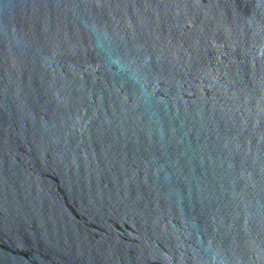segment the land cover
I'll use <instances>...</instances> for the list:
<instances>
[{"label": "water", "instance_id": "obj_1", "mask_svg": "<svg viewBox=\"0 0 264 264\" xmlns=\"http://www.w3.org/2000/svg\"><path fill=\"white\" fill-rule=\"evenodd\" d=\"M0 264H264V0H0Z\"/></svg>", "mask_w": 264, "mask_h": 264}]
</instances>
